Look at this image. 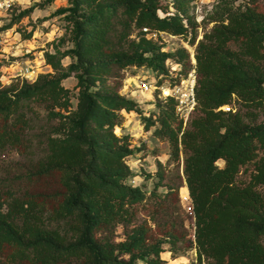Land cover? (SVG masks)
Returning a JSON list of instances; mask_svg holds the SVG:
<instances>
[{"label": "trees", "instance_id": "1", "mask_svg": "<svg viewBox=\"0 0 264 264\" xmlns=\"http://www.w3.org/2000/svg\"><path fill=\"white\" fill-rule=\"evenodd\" d=\"M162 1L66 0L53 15L69 23L72 46L44 51L53 73L0 84V148L17 141L22 107L43 105L55 124L45 136L46 153L36 173L56 174L62 188L52 204L41 199L49 195L20 197L0 189V256L6 264H162L165 242L176 254L183 236L173 221L152 242L142 226L133 225L136 205L166 211L178 199L179 185L164 182L161 162L148 193L129 182L127 158L134 149L127 135L115 133L123 112L139 113L144 129L168 143L169 162L182 156L196 261L179 264H264V0L224 4L210 15L213 24L194 48L196 107L185 125L174 99L156 98L154 109L143 115L137 102L107 84L115 69L146 67L160 83L173 79L168 59L181 65V73L190 67L186 48L164 51L143 31L195 43L199 25L190 13L191 0H170L173 11ZM32 10L14 12L0 31ZM159 10L168 14L161 17ZM31 35L29 30L22 37ZM64 56L72 58L67 66ZM71 75L74 108L71 91L62 84ZM249 164L248 180L239 182L241 168ZM160 186L166 190L158 191ZM119 225L123 237L115 241Z\"/></svg>", "mask_w": 264, "mask_h": 264}, {"label": "rangeland", "instance_id": "2", "mask_svg": "<svg viewBox=\"0 0 264 264\" xmlns=\"http://www.w3.org/2000/svg\"><path fill=\"white\" fill-rule=\"evenodd\" d=\"M169 2L170 0L162 1L163 5L168 6V11H173ZM240 2L243 0H191L190 13L193 14L199 25L194 44H189L188 39L183 36L170 35L165 32H160L152 38L162 43L164 51L172 52L176 48H186L189 53L187 64L191 67L190 56L197 41L202 37L203 32L209 30L213 24L209 21L210 15L214 14L221 5L236 6ZM66 5V0H53L50 3H47L46 0H15L10 10L0 12V26H2L9 22L14 12L33 6L29 16L23 17L13 27L0 31L1 86L20 84L24 80L33 82L41 73H53L52 68L45 63L44 51L53 52L55 46L63 51L72 46L69 23L63 19L62 15H53L58 7ZM159 11L161 15L165 14L162 10ZM29 30H32L31 37L24 39L22 34ZM71 61L70 56L62 58L63 66H67ZM174 62L172 59L166 61L168 69L172 72H179V66ZM190 67L185 70L186 74L190 71ZM114 72V76L107 80L108 86L113 87L120 95L137 102L143 115L154 109V101L151 100L154 96L153 93L145 92L139 86L140 81L154 83L157 80L149 68L131 66L115 69ZM181 74L179 78L184 76V73ZM26 75L29 77L27 78ZM167 79L165 78L163 82L167 83ZM62 84L70 89L74 108L77 93L76 78L71 75L63 79ZM228 108V105L221 106L223 110ZM21 112L23 115L20 118L24 121L20 125L23 129L19 132L17 141L0 148V189L20 197L25 194L49 195L50 198L47 196V198L41 199L52 204L56 199H60L62 192L57 175L54 173L37 174L36 172L46 153L45 136L50 132L55 121L48 118L43 105L35 102L27 103L22 107ZM122 115L123 120L115 128V133L118 136L127 135L130 145L134 149L127 158V164L133 172L129 182L139 185L148 193L156 179L154 173L157 169V162H161L164 164V182L179 185L178 199L173 200V207L170 206L166 211L156 209L150 204L136 205V220L133 225L142 226L147 232L149 241L152 242L162 237L164 232L170 229V222L173 221L175 224L173 228L183 236V239L181 237L176 243V254L172 252L169 243L162 244L163 251L160 253L162 264L196 261L195 248L190 245L193 213L182 173V156L179 162H169L168 143L144 129L141 115L137 112H123ZM217 164L222 166V160H218ZM251 167L249 164L241 168L237 176L239 182L248 180L247 170H250ZM260 189L264 193V186ZM157 190L164 192L166 187L160 186ZM122 237L123 227L119 225L113 239L118 241ZM0 264H6L4 256H0ZM135 264L145 263L137 260Z\"/></svg>", "mask_w": 264, "mask_h": 264}, {"label": "built area", "instance_id": "3", "mask_svg": "<svg viewBox=\"0 0 264 264\" xmlns=\"http://www.w3.org/2000/svg\"><path fill=\"white\" fill-rule=\"evenodd\" d=\"M15 0H0V12L10 10L14 4ZM161 12L158 11V14L163 17L164 15L168 14H160ZM143 31L147 33V36L152 38L155 37L158 33L155 31H148L147 28H143ZM160 33V32H159ZM191 67L188 73L184 74L183 77L179 78L181 74L179 72H172L168 70L169 75L173 78H168V82L161 81L160 83L157 80L154 83L140 81L139 86L145 92L153 93V97L151 98L154 101V98L166 99L172 98L174 99L175 105V113L177 116L182 119L183 124L185 125L189 120L190 116L195 111L196 107V97H195V85H196V73H195V58H194V50L191 53ZM175 65L179 66L180 64L174 62ZM26 72H28L26 70ZM30 75V74H29ZM29 75L26 77L28 78ZM172 80V81H171ZM152 96V95H151ZM229 109V108H228Z\"/></svg>", "mask_w": 264, "mask_h": 264}]
</instances>
